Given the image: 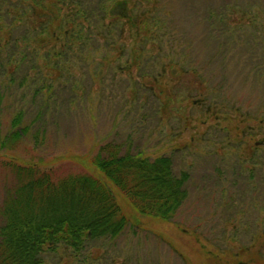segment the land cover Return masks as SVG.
<instances>
[{
  "label": "rangeland",
  "instance_id": "374dc122",
  "mask_svg": "<svg viewBox=\"0 0 264 264\" xmlns=\"http://www.w3.org/2000/svg\"><path fill=\"white\" fill-rule=\"evenodd\" d=\"M252 1L259 0H130L131 7L141 3L135 9L138 22L155 12L154 25L135 39V28L125 22L120 42L126 53L112 51L115 61L98 71L106 74L104 84L99 79L90 87L75 71L74 83L60 88L43 121L47 139L37 151L29 143L26 158L86 153L119 142L151 156H171L178 172L190 173V195L172 221L140 217L125 204L132 224L120 237L101 240L78 257L61 250L47 264H264V70L254 81L244 79L254 66L264 68V49L254 42L252 50L248 47L255 54L252 65L238 55L243 48L236 43L222 49L199 42L207 22L204 8L210 5L218 14L227 11L238 32L250 33L249 12L239 7ZM145 37V55L137 59L132 53ZM218 53L212 61L209 56ZM190 58L201 59L198 70L215 76L217 91L204 100L190 93L195 79L186 72ZM118 62L123 69L116 68ZM163 68L157 100L147 84L150 74L143 75ZM30 102V94L19 101L13 90L0 107L6 114L25 105L29 119L38 112ZM2 129L3 123L0 140ZM10 158L0 150V204L14 183L3 164Z\"/></svg>",
  "mask_w": 264,
  "mask_h": 264
},
{
  "label": "trees",
  "instance_id": "16d2710c",
  "mask_svg": "<svg viewBox=\"0 0 264 264\" xmlns=\"http://www.w3.org/2000/svg\"><path fill=\"white\" fill-rule=\"evenodd\" d=\"M139 6L131 7L130 0H0V102L6 97L11 100L14 90L19 101L30 94L29 108L38 107L29 119L25 105L6 114L0 107V150L11 155L3 164L14 177L0 204V264H47L61 250L78 257L101 240L117 239L131 226L125 204L140 217L172 221L188 201L190 173L178 172L169 155L151 156L114 141L86 153L24 155L29 143L37 151L47 139L44 118L60 88L74 83L75 71L90 80V87L99 79L104 84L106 74L98 76V71L115 61L112 51L126 53L120 42L125 22L135 28V39L140 31L151 28L155 12L138 22L135 9ZM212 6L204 8L207 22L200 45L224 49L236 43L243 48L238 55L257 64L248 47L252 50L254 42L264 49V1L239 7L249 12L247 34L229 25L227 11L218 14ZM148 40L141 39L131 51L137 59L145 55ZM220 53L209 57L215 61ZM200 62L190 58L186 72L195 76L189 82L191 95L204 100L217 90L210 70H198ZM116 68L123 69L119 62ZM252 69L245 80L254 81L263 74L262 67ZM163 73L164 68L143 75L150 74L147 84L157 100ZM72 163L81 167L74 168Z\"/></svg>",
  "mask_w": 264,
  "mask_h": 264
}]
</instances>
